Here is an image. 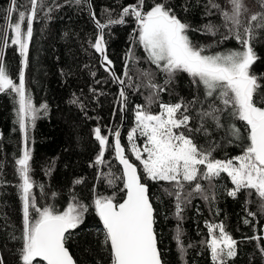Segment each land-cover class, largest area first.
I'll return each mask as SVG.
<instances>
[{
    "label": "trees",
    "instance_id": "1",
    "mask_svg": "<svg viewBox=\"0 0 264 264\" xmlns=\"http://www.w3.org/2000/svg\"><path fill=\"white\" fill-rule=\"evenodd\" d=\"M136 0H90L93 12L102 23L106 21L105 9L112 11L117 18L122 7L135 3ZM154 0H146L151 5ZM177 15L194 29H202L209 22L217 25L216 36L205 35L201 31L190 32V38L199 45H212L207 54L240 49L241 45L234 39L224 40L226 34L222 17L212 9L209 0H168ZM226 6L227 0H213ZM251 12L260 11L257 0H245ZM10 0H0V35L3 34L6 22L4 9ZM19 10H28L29 0H17ZM184 6L188 11H184ZM91 7L75 0H44V6L38 8L37 18L33 22V37L29 43L28 67L26 69V87L33 103L39 107L47 105V111H41L34 127L29 128V147L32 151L31 176L35 181L33 194L37 207L51 206L63 211L73 197L88 205L84 222L72 230L67 242L71 254L78 264H112L110 246L104 243L102 222L95 212L93 200L95 195L112 196L116 201L125 197L123 181L117 180L110 186L101 174L109 171L116 176L122 175V167L115 158L113 142L114 133L122 123L123 113L118 103L120 85L113 82L108 71L102 66L101 57L91 46L95 42L98 30L91 17ZM51 8V11H49ZM211 11V15L206 12ZM17 19L13 13L12 22ZM136 21L131 16L126 23L113 25L105 29L107 55L113 61V67L121 79L123 76L125 53L134 47L138 62L129 61V75L134 83L139 70L157 71L146 59V53L138 44L132 45L131 35L136 29ZM26 30V23L24 26ZM12 33L9 32V37ZM256 60L250 71L258 78H264V29H257L252 40ZM4 51V60L14 80L18 82V72L22 57L17 46L11 45ZM95 73V75H93ZM165 77L157 71L156 82L163 84ZM264 83V79H261ZM160 93L159 99L150 106L146 98L150 90L141 87L139 91L126 88L128 93V119L122 134V143L128 158L136 163L141 175L142 165L135 160L129 150L127 139L129 131L135 126V109L145 105L157 114L159 104H174L181 99L190 101L198 95L191 77L187 73H178L175 80ZM11 92L0 93V259L3 264H22V203L16 185L20 182L16 173L15 160L22 153V134L16 123L17 104ZM76 99L77 103H72ZM218 106L223 107L216 102ZM200 106L190 110L192 127L200 123L197 115ZM223 127L217 128L210 120L206 122L208 135L194 133L195 142L201 146L217 145L212 155L215 159H231L243 153L247 144L248 129L245 122L230 114V110L221 114ZM241 130V139L235 140L229 134L231 125ZM99 127L101 135L107 136L109 145L104 153V163L95 164L100 152L99 142L95 139L94 129ZM232 139V143H229ZM77 180L82 181L76 183ZM149 186L151 201L155 208V230L158 245L164 264H213L206 241L209 238L206 223L224 225L225 231L235 239L237 257L230 264H264V211L261 200L253 191L249 196L247 190L238 193L237 198L227 192L234 186L230 177L222 173L213 181L215 185L208 192V181L200 180L204 189L214 200H205L193 192L194 182L186 183L183 195L192 192L190 202L182 205L183 211L176 215L175 192L172 184L164 181L143 179ZM43 186L41 189L40 186ZM95 189V191H94ZM33 217L35 210H30ZM255 213V217L248 212ZM249 223H245V220ZM177 229L182 233L185 251L181 253L175 239ZM15 237V238H14ZM253 237H260L259 241ZM34 264L36 262L34 261ZM39 264H45L40 261Z\"/></svg>",
    "mask_w": 264,
    "mask_h": 264
},
{
    "label": "snow or ice",
    "instance_id": "2",
    "mask_svg": "<svg viewBox=\"0 0 264 264\" xmlns=\"http://www.w3.org/2000/svg\"><path fill=\"white\" fill-rule=\"evenodd\" d=\"M260 11L251 12L245 0H227L226 6L209 0L212 9H216L222 17L226 34L224 40L234 38L240 49L207 54V48L212 45L194 43L189 33L201 31L205 35L216 36L217 25L212 22L203 25L202 29H194L191 24L183 21L169 4L168 0H154L151 5L146 0H136L135 3L122 7L117 18L112 11L105 9L107 19L101 22L92 12L91 16L98 30L95 42L91 46L101 55L102 66L120 85L118 103L121 111L126 109L128 93L126 88L139 91L141 87L150 90L146 98L147 104L159 99L160 93L167 90L178 73H187L191 77L198 95L190 101L181 99L174 104L160 103V111L152 113L145 105H137L135 109V126L128 133L129 150L135 160L142 165L141 175L135 163L125 154L121 144L120 131L114 133L113 148L115 158L122 165V175L116 176L109 171L101 174L112 186L117 180L123 181L122 191L125 197L116 201L115 195H95L93 205L102 222L104 243L110 246L112 264H163L161 252L158 249L155 231V209L150 199L148 184L150 181H164L173 185L175 192L165 189L169 195H175L176 215L180 217L182 205L190 202L192 192L183 195L186 183H193V192L203 196L205 200H214L209 195L215 185L213 181L226 173L234 186L227 194L237 198L238 193L247 190L251 196L253 191L261 200V210L264 211V83L250 71L256 60L252 40L257 29H264V0H257ZM28 10H19L17 0H10V5L4 9L6 22L3 34L0 35V93L15 94L16 123L22 134V153L15 160L19 183L16 185L22 203V264H77L69 248L66 247L71 238L72 230L83 222L88 205L73 197L63 211H57L51 206L37 207L33 189L36 186L31 176L32 151L29 147V128L34 127L41 111H47V105L37 107L26 87V69L28 67L29 43L33 37V22L37 18L38 8L44 6V0H29ZM77 5L88 4V0H75ZM51 11V8H49ZM184 11L188 7L184 6ZM13 13L17 19L12 22ZM211 11L206 15H211ZM131 16L136 21V29L131 35L132 45L138 44L146 53V59L165 77L163 84L156 82L157 71L151 69L139 70L134 83L129 75V61L136 63L134 47H129L125 53L123 76H117L113 70V61L107 55L105 29L126 23ZM26 23V30L24 28ZM9 32L12 33L9 37ZM11 45L17 46L22 57L18 72V82L14 80L4 60L3 49ZM95 75V73H93ZM219 101L220 107L217 105ZM74 99L72 103H77ZM197 105L200 110L197 115L200 123L192 127L193 117L190 110ZM230 110V114L245 122L248 129V144L243 153L231 159H215L212 155L217 145L213 143L204 147L195 142L194 133L203 132L208 135L207 121L217 128L221 124V114ZM95 139L99 142L100 152L95 164L104 163V153L109 145L107 136L101 135L99 127L94 129ZM230 136L240 140L241 130L234 124L229 129ZM137 135L145 138L143 146L136 143ZM2 137V134H0ZM232 143V139H229ZM200 180L208 181V192ZM82 181L77 180L76 183ZM43 189V186H40ZM95 191V189H94ZM34 209L36 216L31 211ZM255 217V213L248 212ZM246 224L249 221H244ZM210 239L206 241L211 253L213 264H230L237 257L238 242L225 231L224 225L207 224ZM218 229V235L217 233ZM182 233L177 229L176 241L181 253L185 251ZM15 238V237H14ZM259 241L260 237H253ZM264 255V247L260 248ZM0 264L3 260L0 259Z\"/></svg>",
    "mask_w": 264,
    "mask_h": 264
},
{
    "label": "water",
    "instance_id": "3",
    "mask_svg": "<svg viewBox=\"0 0 264 264\" xmlns=\"http://www.w3.org/2000/svg\"><path fill=\"white\" fill-rule=\"evenodd\" d=\"M89 1V5H90V7H91V4H90V0H88ZM93 12V10H92V7H91V13ZM92 17V16H91ZM99 54V53H98ZM100 55V54H99ZM100 57H101V55H100ZM101 62H102V58H101ZM113 70L115 71V69H114V67H113ZM115 73H116V71H115ZM116 75L118 76V74L116 73ZM122 113H123V117H122V123H121V125L119 126V128L117 129V130H119L120 131V134H121V136H120V139H121V144L123 145V143H122V134H123V131L125 130V128H126V125H127V119H128V103H127V106H126V109L124 110V111H122ZM124 146V145H123ZM125 154L127 155V153H126V150H125ZM118 161V160H117ZM131 161V160H130ZM134 163V162H133ZM136 164V163H135ZM121 167H122V165H121ZM138 167V166H137ZM138 170H139V167H138ZM140 171V170H139ZM142 182H143V180H142ZM149 187V186H148ZM150 192V191H149ZM150 199H151V197H150ZM153 207H154V205H153ZM155 209V208H154ZM154 227H155V225H154ZM156 231V230H155ZM157 241H158V237H157ZM158 246V249H159V245H157ZM66 247H67V245H66ZM160 250V249H159ZM70 251V250H69ZM71 253V252H70ZM74 258V257H73ZM161 258H162V256H161ZM75 260V259H74ZM162 261H163V259H162ZM45 263V262H44ZM78 264V263H77ZM163 264H164V261H163Z\"/></svg>",
    "mask_w": 264,
    "mask_h": 264
},
{
    "label": "rangeland",
    "instance_id": "4",
    "mask_svg": "<svg viewBox=\"0 0 264 264\" xmlns=\"http://www.w3.org/2000/svg\"><path fill=\"white\" fill-rule=\"evenodd\" d=\"M144 142H145V138L144 137H142V136H139V135H137V139H136V143L138 144V145H141V146H143V144H144ZM146 179V178H145ZM200 182V181H199ZM201 184H202V182H200ZM194 184H195V182H194ZM202 186H203V184H202ZM209 224H212V223H209ZM216 224H218V223H216ZM217 235L219 234L218 233V229H217V233H216ZM210 239V236H209V238H208V240ZM207 240V241H208Z\"/></svg>",
    "mask_w": 264,
    "mask_h": 264
},
{
    "label": "flooded vegetation",
    "instance_id": "5",
    "mask_svg": "<svg viewBox=\"0 0 264 264\" xmlns=\"http://www.w3.org/2000/svg\"><path fill=\"white\" fill-rule=\"evenodd\" d=\"M206 246H207V243H206ZM208 248V247H207ZM210 251V250H209ZM210 255H211V253H210Z\"/></svg>",
    "mask_w": 264,
    "mask_h": 264
}]
</instances>
